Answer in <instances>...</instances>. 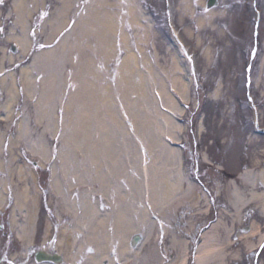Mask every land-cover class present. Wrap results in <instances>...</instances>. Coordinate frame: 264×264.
I'll return each mask as SVG.
<instances>
[{
  "label": "rangeland",
  "instance_id": "374dc122",
  "mask_svg": "<svg viewBox=\"0 0 264 264\" xmlns=\"http://www.w3.org/2000/svg\"><path fill=\"white\" fill-rule=\"evenodd\" d=\"M171 26L178 29L189 46L190 61L174 44ZM23 37L28 45L26 51L22 48L20 53H12L11 43L21 46ZM49 50L52 52L47 56ZM81 51L83 59L79 57ZM37 55L41 63L34 65L33 58ZM0 59L5 61L3 66L0 63V96L3 98L6 88L2 78L9 83L17 78L19 84L24 85V66L30 67L27 71L34 79L35 97L44 96L48 76L57 73L62 77L51 105L57 119V132L54 129L52 133L53 130L46 129L42 123L33 127L30 135L32 139L48 143L44 148L46 158L42 159L44 162L37 173L42 190H54L51 182L55 185V181L56 188L65 190L69 197L92 187L129 190L124 181L127 184L144 181L137 167L133 169L123 162L130 159L125 153L132 150L144 160L143 165H148L145 174L150 189L183 191L180 203L174 205L175 212L165 224L166 230L158 228L157 236L160 233L163 239L154 242L152 249V245L149 247L151 253H162L166 258L169 253L173 259L178 250H175V242L187 240L186 246H191V250L184 253L186 264H194L192 247L197 235L203 233V236L211 235L221 256L217 263L211 259L206 264H264V132L256 127L257 120L264 127V0H218L213 8L207 7V0H0ZM181 78L190 82L189 99L182 97L177 84ZM88 80L94 86L93 90L89 87V94H96L95 83L103 98L116 91L129 114L126 112L125 127L130 136L136 135L134 139L129 136L124 140L118 119L113 117V122L110 119L108 97L103 104L106 115L92 118L94 127L87 129L89 122L79 123V118L88 116L89 107L85 113L81 112L86 107L77 104L76 99L83 97V87ZM162 88L175 100L177 109L168 110ZM15 91L17 99L18 89ZM35 97L27 98L25 105L22 99L20 102L27 107L25 115L29 119L35 113L28 109L29 103L35 106L38 102ZM41 98V101L46 100ZM4 100H0V106ZM183 102L189 107L183 106ZM69 105L73 106L70 113L67 112ZM170 116L178 127V135L170 133L175 128L168 125ZM21 118L17 117L13 129L8 131L11 139L16 137L13 132L16 125L19 129ZM65 119L67 122L73 119L72 129L76 126L82 140L77 143L80 151L67 156L63 155L68 148L65 141L69 132ZM6 124L7 128L11 126ZM96 124L101 126V131L103 129V138L107 135L110 145L122 154L117 156L121 159L108 156L105 150L102 157H97L99 152H94L93 145L84 136L87 130L95 136ZM26 127L32 130L30 122ZM44 130L49 137L46 143ZM58 133L60 137L52 139ZM159 137L166 145L183 142L182 150L178 148L181 151L177 168L162 160L159 145L154 143ZM19 141H14L15 151L11 149L3 158L0 156L7 166L6 175L13 177L14 189L22 186L14 177L17 169L24 164L30 168L21 151L31 145L25 138ZM95 158L102 160L96 163ZM88 161L90 172L85 169ZM47 164L56 168L54 181H51L52 173ZM101 165L118 167L115 172L100 175ZM218 167L225 169L219 171ZM179 169L187 175L186 181L183 179L181 183ZM246 172L251 176L248 180L241 178ZM188 179L198 188L196 194L191 190L192 201L185 192L189 188ZM232 190L247 202L252 193L258 198H253L248 206L235 209L231 203ZM96 193L98 191L89 194ZM59 198L55 193L52 195L57 215L63 213ZM37 214L40 221L35 229L40 228V234L51 236L55 230L44 208ZM57 234L63 236L61 232Z\"/></svg>",
  "mask_w": 264,
  "mask_h": 264
},
{
  "label": "bare ground",
  "instance_id": "6f19581e",
  "mask_svg": "<svg viewBox=\"0 0 264 264\" xmlns=\"http://www.w3.org/2000/svg\"><path fill=\"white\" fill-rule=\"evenodd\" d=\"M101 7L102 5H98ZM68 10V6L64 7ZM18 40V38H17ZM21 46L23 50L26 51V47L28 48V45H26V40L24 37L20 41ZM52 50L47 51V56H50ZM79 57L83 59L84 54L81 51L79 53ZM34 65L39 64L40 58L39 56H34L33 58ZM13 60V59H12ZM5 63L4 60L0 59V63L3 66L2 63ZM81 64V62H79ZM82 65V64H81ZM30 67L24 66L22 69V77L24 80V85L26 87L27 96L33 99L36 95L35 92V86H34V79L30 77V74H28V71ZM5 69L2 70L4 72ZM49 80L46 79V85H45V91L44 96L37 95L35 98L38 100V102L35 104V106L31 105L29 103V110H33L34 116L37 118L29 119L25 114L27 113V107H21L20 101L18 98L16 99V91L17 90V78L10 81V83L7 81V79L2 78V81L5 82L3 85L4 88H6V100H4L3 96H0V100H4L2 106H0V112H3V115L1 117L0 121V156H3L6 154V152L11 149L13 151L16 147V143H19V140H27V142L31 145L29 147L32 148L35 155H38L42 159L46 158L47 152H46V144H44L42 139H32L30 135L32 136V132L34 131L37 125H40L43 123L45 128L53 130L51 131L54 133L57 132V124H56V118L54 117V110L51 108L52 100L54 99V92L57 94L56 90L58 89V82L62 78L57 73L48 76ZM112 77V76H111ZM88 80L83 87L81 98L78 100L76 99V103H82L84 107V110L81 112H84L88 107V116L82 119H78L79 123L82 125L86 122H89L87 129H90L91 127H94V124H92L95 121H92V118L95 120L99 116L106 115V112L103 110V104L104 100L108 97V100H106L107 103H109V106L111 107V115L110 119L113 122V117H116L118 119V127L122 128L124 131V140L125 138H129V133L126 129L127 125V109H125L124 103L119 100V96H116V91H112L109 93V96L107 95L105 98H103V95L98 91L97 84L96 85V94H89L90 93V86H92V83ZM179 89L182 91V97L189 99L188 96V90L190 88V82L186 78H181V82H177ZM163 92L166 94V102L165 105L167 106L168 110L177 109V104L175 100L169 96L166 92L165 88H162ZM89 92V93H88ZM48 94V95H47ZM79 94V93H77ZM94 96V97H93ZM46 98V100H42V98ZM77 97V96H76ZM50 100V101H49ZM46 102V103H44ZM75 103V104H76ZM90 103V104H89ZM91 103L93 104V107H91ZM65 104V103H64ZM74 104V105H75ZM27 106V105H26ZM93 108V109H92ZM17 112V110H19ZM73 109V106L69 105L67 107V112L70 113ZM79 111V114L81 113ZM127 112V114H126ZM168 112V111H167ZM85 113V112H84ZM2 114V113H0ZM129 115V114H128ZM17 117L21 118V124L19 125V130L16 134V137H9L8 129L13 128V123L17 119ZM43 117L48 118V120L45 121ZM130 117V116H129ZM66 118V117H65ZM169 124L172 125V127H175L172 129L170 133H173L175 135L178 132V127L173 119V117H169ZM62 120V119H61ZM75 120V119H74ZM131 120V117H130ZM45 121V122H44ZM30 122L32 126V130L30 131L29 127H26V124ZM34 122V123H33ZM6 123H9L10 128L6 127ZM66 128L69 130L68 137H67V145L68 148L65 150L64 154L65 156L71 154L73 152H79L80 149L78 147L79 142H82L80 138V134L77 133L79 130L76 129V126L74 129H72V123L73 119H70V122H67L65 119ZM48 124V125H47ZM65 125V124H64ZM105 126V125H104ZM107 127L110 128L109 124H106ZM96 127H98V124H96ZM101 126L97 128V134L95 136L90 135V132L87 130V132H84L85 140H89V144L93 145L94 152H99V156L102 157V153L105 150L106 154L108 156H114L117 160H119L120 157H117L119 155V152L115 151V147L113 145H110V141L107 135H105L106 139L103 138L104 131L100 129ZM125 127V128H124ZM44 128V129H45ZM106 128V127H105ZM183 127H181V131ZM129 130H131L128 127ZM168 129V128H167ZM171 129V128H170ZM107 131V128H106ZM48 131L45 130L43 133H45L44 140L46 142V139L49 137L46 136ZM125 132L127 134H125ZM7 133V134H6ZM42 136V133H41ZM136 136L135 134H131L130 139H134ZM166 136V135H165ZM87 137V138H86ZM133 137V138H132ZM22 138V139H21ZM27 138V139H26ZM90 138V139H89ZM18 139V140H17ZM104 139V140H103ZM16 142H14V141ZM49 140V139H48ZM13 141V142H12ZM103 142V143H102ZM161 137L157 138L154 143L159 145V150L162 152L163 159L166 160L167 163L175 168H177V161L178 156H180V149L176 147H170L166 144L162 143ZM106 143V144H105ZM36 146H35V145ZM95 145L99 147L102 146V148L99 150L98 148H95ZM18 146V144H17ZM45 148V149H44ZM18 153V152H17ZM130 158L128 161L124 159V163H127L129 165H132L133 169L136 167L141 172V176L143 175L144 181L139 182L137 180H134L135 182L131 181L130 184L126 181L123 182L129 190H96L98 187H92L91 190H84L80 195L69 197L66 195L65 190H60L58 187L56 188L54 185V191L55 193L60 197V202L62 204L63 213L61 215H64L66 213V216L70 218V222L67 224L61 225L59 232L62 233L64 239L68 242V249H66L67 252V263H76L79 264L81 260H84L83 264H102V260L109 256V253L112 252V244H115V250H116V258L121 264H126V262H131L134 264H186V258H185V252H190L187 245V240H181L176 241L175 244V250H177V256L174 257V259L166 258L162 253L158 254L157 252L155 254L150 252H142L140 248L132 249L129 246V243L127 242L128 235L134 234L136 232L142 233L145 235V242L148 241L150 243L154 242L156 240L157 231L159 227H163L164 230H166V223L169 220V217L175 212L174 211V205L179 204L181 201V194H183V191L180 193V190L177 189L176 191L172 192V190H152L150 189V183L148 185L146 172L148 170V165H143L144 160L139 159L138 155H134L132 153V150H129V152L125 153ZM64 157V156H63ZM113 157V158H114ZM123 158V157H122ZM99 159L95 158V162L99 163ZM15 160V156L11 155V163ZM102 160V159H100ZM66 163V162H65ZM24 164V163H23ZM67 164V163H66ZM90 161L86 162L85 169H87L90 172ZM118 167V166H117ZM117 167L115 166V169L117 170ZM7 166L5 163H3V159L0 158V210H3L4 202L3 199L5 196L7 197L8 194L11 195L13 198H15V206H14V214L13 219L15 224L20 227V234L24 235V233L30 231L33 226L35 227V218L38 216L37 212L39 209V187L37 185V175L35 173L36 170L33 168H28L25 164L21 166L19 169H17V174L14 177H17L19 182L22 186H18V188L14 189L13 185V177H10L9 175H6ZM100 175L108 174V172H115L114 167H108L105 168L103 165L99 168ZM121 170V167L118 168ZM145 169V170H144ZM180 178L179 183L184 179L186 181L185 174L182 169H179ZM56 168L53 167V178L52 181L56 180ZM248 172L244 173V175L241 176L244 180H248L251 176H249ZM9 177V178H8ZM248 177V179H247ZM133 176L131 175V179ZM16 179V178H15ZM30 179L32 181L30 182ZM189 180V179H188ZM189 188L186 189V193L190 194L189 198L190 201L194 200V197L192 198L193 192L196 194V190L198 188L194 187L193 183L189 180L188 182ZM107 185V184H106ZM105 185V186H106ZM104 186V188H105ZM124 185H121V187ZM107 189L109 187L106 186ZM177 188V187H176ZM119 189V187H118ZM182 190V189H181ZM191 190L193 192H191ZM104 194V197L106 198V206L102 207L98 202H95L94 198L89 193L97 192ZM179 191V192H178ZM231 203L235 207V209H239L242 205L247 204L248 206L250 204V201L253 200V198L257 197L256 193H252L250 196V201L241 200V197H238L236 191H231ZM172 198H169L171 197ZM261 197V195H260ZM258 198V197H257ZM241 203V204H240ZM81 206V207H80ZM243 207V206H242ZM174 211V212H173ZM158 214V218L160 220H156L154 217L155 214ZM171 213V214H170ZM56 215L58 219L66 218V216ZM49 222V221H48ZM26 226H30L27 228ZM19 228V227H18ZM49 230V229H48ZM165 232V231H164ZM162 233V230H161ZM160 235V233H159ZM63 239V240H64ZM159 239V238H158ZM80 242L79 245V252L76 253L74 251V245L76 243ZM85 243L94 244L96 247L95 253L91 255H83L82 250L86 248L84 246ZM81 244L83 247H81ZM111 247V248H110ZM182 249V250H181ZM163 250V247H162ZM220 250L216 247V245L212 241L211 235H204L203 236V242L199 246V253H197L196 262L195 264H206L208 260L213 259L215 263L218 262L219 258H221L219 254ZM167 253V252H166ZM169 254V253H168ZM81 257V258H80ZM80 258V260H79ZM110 260L112 264H118L115 263L116 260L114 257H110ZM124 261V263H122ZM126 261V262H125ZM213 262V263H214Z\"/></svg>",
  "mask_w": 264,
  "mask_h": 264
},
{
  "label": "flooded vegetation",
  "instance_id": "af4514ba",
  "mask_svg": "<svg viewBox=\"0 0 264 264\" xmlns=\"http://www.w3.org/2000/svg\"><path fill=\"white\" fill-rule=\"evenodd\" d=\"M39 209L45 208V205H49L51 202V192L50 190H39ZM4 207L3 210H0V264H76V263H67V252L68 242L65 237L59 236L57 232L62 223H66L67 221L63 220L60 224L58 221H53L51 218V211L46 209V213L49 216V221H51V225L55 230L51 236H46L40 234V228L38 227V222L40 221L38 218L35 219V229L34 232H31L27 235L20 234V228L15 225L13 219V212L15 206V198L8 194V196L3 199ZM43 207V208H42ZM8 212V214H7ZM40 212V210H39ZM6 215V218H2ZM163 236V235H162ZM159 238V239H158ZM64 239V240H63ZM158 239V240H157ZM161 239V235L156 237L154 242H158ZM42 240V241H40ZM127 242L129 243L130 248L142 250V252H150L153 248V243L148 241L145 242L144 234H129ZM80 242L74 245V251L78 253ZM115 244H112V252L109 253V256L102 260V264H112L110 257H114L118 264H121L116 258V250ZM152 245V246H151ZM84 248L80 253L83 255H91L95 253V245L85 243ZM151 246V247H150ZM81 247L82 244H81ZM150 247V249H149ZM111 248V247H110ZM169 252V251H168ZM170 258V255H168ZM81 258V257H80ZM79 258V260H80ZM174 259V256H173ZM79 264H83L84 260L79 261ZM126 262V261H125ZM124 263V261H122ZM126 264H134L131 262H126Z\"/></svg>",
  "mask_w": 264,
  "mask_h": 264
},
{
  "label": "water",
  "instance_id": "95a60500",
  "mask_svg": "<svg viewBox=\"0 0 264 264\" xmlns=\"http://www.w3.org/2000/svg\"><path fill=\"white\" fill-rule=\"evenodd\" d=\"M216 0H209V6L211 7L212 5H215Z\"/></svg>",
  "mask_w": 264,
  "mask_h": 264
}]
</instances>
